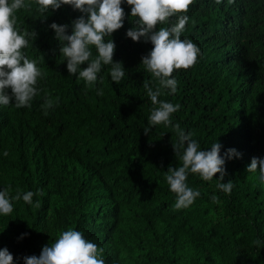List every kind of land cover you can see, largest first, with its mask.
<instances>
[{
    "label": "trees",
    "instance_id": "1",
    "mask_svg": "<svg viewBox=\"0 0 264 264\" xmlns=\"http://www.w3.org/2000/svg\"><path fill=\"white\" fill-rule=\"evenodd\" d=\"M122 7L123 27L110 39L125 77L114 83L105 65L92 86L68 74L49 27L68 24L71 34L82 14L62 5L43 17L34 3L17 11V27L36 33L24 52L44 77L30 107L0 105V190L36 195L0 215V248L24 264L71 228L105 249V264H264V184L258 170L247 172L253 157L264 158V0H195L187 13L181 38L201 55L174 70L177 92L163 90L158 99L180 105L173 123L193 133L201 150L217 141L222 156L229 148L241 156L225 161L221 182L232 181L230 194L217 189L219 173L211 181L189 174L200 196L181 210L165 180L169 166H181L175 133L163 125L144 133L153 105L142 82L153 77L140 62L152 45L126 36L135 18L126 2ZM46 97L57 101L47 115Z\"/></svg>",
    "mask_w": 264,
    "mask_h": 264
},
{
    "label": "clouds",
    "instance_id": "2",
    "mask_svg": "<svg viewBox=\"0 0 264 264\" xmlns=\"http://www.w3.org/2000/svg\"><path fill=\"white\" fill-rule=\"evenodd\" d=\"M125 2L130 6V17L135 18L126 36L133 42L143 38L152 45L151 51L142 56L140 62L153 77V80L142 82L153 105L144 133L147 135L154 126L163 125L170 127L176 136L171 144L181 166H169L165 172L167 185L176 197L174 208L187 209L200 196L199 190L189 187V174H198L203 181H211L219 173L217 189L230 194L232 181L221 182L226 174L225 161L240 158L241 153L229 148L222 156V145L217 141L212 143L210 150H201L199 143L192 138L193 133H186L178 122L173 123L172 114L179 110L180 105L158 99L163 90L170 94L177 92L174 70L192 67L201 55L200 48L192 40L181 38L189 21L187 13L195 0H0V105L14 102L17 108L30 107L33 98L41 91L37 87L38 81L44 77L37 60L25 55L24 49L30 46V40L35 39L36 33L26 29L21 31L17 27V11H30L33 3L43 17L49 9L56 10L62 5L79 11L82 15L71 21V34L67 33L68 24L49 25L60 44L59 52L66 61L68 74L92 86L97 82L102 67L111 65V80L119 84L126 70L122 62L113 61L116 45L110 37L123 27L125 12L122 4ZM221 2L215 0L216 4ZM228 3H234V0H228ZM82 64L87 66L82 69ZM99 80L103 83V77ZM154 81L155 88L152 86ZM97 94L102 95V89H98ZM56 103L46 97L42 105L44 114L47 115V109ZM257 170L260 183L264 184V158L251 159L247 172ZM39 194L43 195V190ZM34 195L36 193L32 191L21 193L17 190L15 195H10V188L0 190V215L12 214L13 201L22 199L31 205ZM211 201L219 203V198L213 195ZM35 206L39 207L40 202L37 201ZM255 243L262 244L259 239ZM104 252L103 247L85 239L82 232L69 228L51 245L43 246L39 256H25L23 261L24 264H105ZM0 264H15L13 254L6 247L0 248Z\"/></svg>",
    "mask_w": 264,
    "mask_h": 264
}]
</instances>
